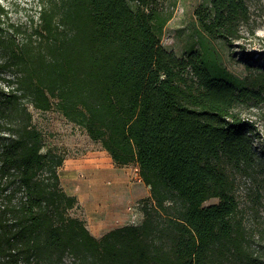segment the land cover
Wrapping results in <instances>:
<instances>
[{
	"label": "trees",
	"instance_id": "1",
	"mask_svg": "<svg viewBox=\"0 0 264 264\" xmlns=\"http://www.w3.org/2000/svg\"><path fill=\"white\" fill-rule=\"evenodd\" d=\"M42 1L22 39L0 1V264H264L225 166L257 163L241 106L261 98L264 70L239 80L209 49H166L162 0ZM195 15L233 44L249 0H211ZM51 109L116 164L139 166L150 187L141 223L96 236L70 212L79 203L61 184L64 156L42 151L34 123Z\"/></svg>",
	"mask_w": 264,
	"mask_h": 264
},
{
	"label": "rangeland",
	"instance_id": "2",
	"mask_svg": "<svg viewBox=\"0 0 264 264\" xmlns=\"http://www.w3.org/2000/svg\"><path fill=\"white\" fill-rule=\"evenodd\" d=\"M8 9L12 22L19 27V38L30 36L36 31L39 13L43 7L42 0H0ZM211 0H162L159 2L161 13L166 22L159 32L161 44L177 55H183L193 49H209L220 62L239 80L252 79L256 72L264 70V0H249L250 19L242 26L243 37L228 44L221 38L209 35L200 25L195 9L210 3ZM261 98L241 106L242 114L254 120L255 134L253 143L257 152V163L252 168L236 167L225 164L234 185V193L239 202L236 218L241 220L249 231L255 233V239L264 242V89ZM34 123L41 129L45 137L42 151L53 149L64 156L59 168L61 184L64 189L76 195L79 206L70 212L85 220L92 231L99 224L98 216L90 219L87 200H84L69 186L72 176L82 178L85 166L98 159L106 158L110 164L126 177L128 183L138 185L139 194L127 203L132 213L126 221L114 220L112 225L96 235L130 223H141L144 218L143 199L150 195V187L145 184L139 174V166L135 163L120 166L105 150L99 141L93 140L86 130L67 120L55 109L34 111ZM147 192V193H146ZM219 202L212 197L205 205Z\"/></svg>",
	"mask_w": 264,
	"mask_h": 264
},
{
	"label": "bare ground",
	"instance_id": "3",
	"mask_svg": "<svg viewBox=\"0 0 264 264\" xmlns=\"http://www.w3.org/2000/svg\"><path fill=\"white\" fill-rule=\"evenodd\" d=\"M82 178L72 176L69 186L84 200L90 211L89 220L98 216L100 222L94 234L112 225L114 220L126 221L133 217L127 203L139 194V186L128 183L106 158L98 159L85 166Z\"/></svg>",
	"mask_w": 264,
	"mask_h": 264
},
{
	"label": "crops",
	"instance_id": "4",
	"mask_svg": "<svg viewBox=\"0 0 264 264\" xmlns=\"http://www.w3.org/2000/svg\"><path fill=\"white\" fill-rule=\"evenodd\" d=\"M146 193H147V192H146ZM104 233H105V232H104ZM102 234H103V233H102ZM102 234H99V235H96V234H95V235H96V236H101Z\"/></svg>",
	"mask_w": 264,
	"mask_h": 264
}]
</instances>
